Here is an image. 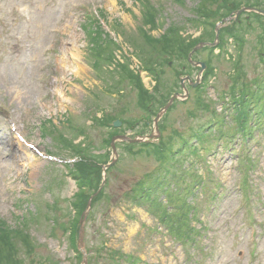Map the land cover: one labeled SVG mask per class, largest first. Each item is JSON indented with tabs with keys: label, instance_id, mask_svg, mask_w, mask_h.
<instances>
[{
	"label": "rangeland",
	"instance_id": "obj_1",
	"mask_svg": "<svg viewBox=\"0 0 264 264\" xmlns=\"http://www.w3.org/2000/svg\"><path fill=\"white\" fill-rule=\"evenodd\" d=\"M201 5L0 0V226L14 239L17 264H74L70 230L78 232L74 221L81 215L74 207L85 202L76 196L86 190L84 181L96 193L102 168L112 162L103 194L84 217L93 264H264V20L241 17L224 27L216 49L192 55L207 66L199 74L185 61L186 44L210 46L215 37L208 23L194 24ZM153 9L160 11L156 20L147 15ZM170 27L186 57L164 66V50L147 44L145 35L161 40ZM150 61L158 82L144 71ZM139 65L138 80H131L128 73ZM180 81L186 95L157 124L160 136L118 142L113 159V136L155 135L154 112L171 95H183ZM243 104L249 115L240 127L235 120ZM160 142L168 145L164 162L150 155ZM76 153L80 184L70 176L72 166L63 165ZM138 185L137 197L130 190ZM146 186L155 192L141 198ZM169 197L174 206L186 204L187 217L167 206ZM183 220L194 228L186 244L176 240Z\"/></svg>",
	"mask_w": 264,
	"mask_h": 264
},
{
	"label": "trees",
	"instance_id": "obj_2",
	"mask_svg": "<svg viewBox=\"0 0 264 264\" xmlns=\"http://www.w3.org/2000/svg\"><path fill=\"white\" fill-rule=\"evenodd\" d=\"M202 2V7H199L198 9L195 10V13H194V18L196 21H194V24H198V23H201V22H204V23H208L209 27L212 29V33H211V38L214 37V32H213V28L215 26L216 23L220 22L221 20H223L224 18L228 17L229 15H231L233 12H235L236 10H238L239 8H250V9H258V10H264V0H201ZM215 7V10H210L209 7ZM154 10V9H153ZM151 10V11H148V14L147 15H150V18H154L156 20V16L158 14V11L156 10ZM144 14H146L147 12H143ZM157 13V14H156ZM146 15V16H147ZM245 18H243V20H246L247 18H255V17H258L256 14H245V16H243ZM147 18V17H146ZM259 20H263L261 17H258ZM147 20H150L147 18ZM240 21V20H239ZM149 23V22H147ZM155 21H152V26L154 25ZM237 23H240V22H237ZM237 23H233L231 25V27H235L237 26L236 24ZM172 27V26H171ZM169 28L166 32H168V34L166 33L161 40L159 39H154L150 36H147L145 35V38H146V43L149 44V45H159L161 50L164 52H162L164 55H163V58H161V63L165 66L167 65L168 62H172V58H175L176 60H185V54H186V51L182 50L181 47H179L178 45H176L175 41L170 38L171 34L174 33L175 29L174 28ZM225 31L227 30H221V33H224ZM220 41H221V38H220ZM197 43H199L198 40H195V41H191L188 42L186 45H187V49L191 48V50L194 48L195 45H197ZM104 45H106V42H103ZM179 49V50H177ZM189 52H187L188 54ZM113 59H109L108 63H111ZM186 63L188 64V61H187V57H186ZM261 61L264 63V59L261 58ZM151 62V61H150ZM145 63V66H144V71L146 72H149L153 77H154V80H157V82L160 80V76H158L156 73H155V69L153 68V64L152 62L151 63ZM126 69H127V66H126ZM128 70V69H127ZM129 71V70H128ZM129 74V77L131 80H134V79H137V76L134 75L133 72H130L128 73ZM138 80V79H137ZM134 89H136V91H138V95L141 97V100L143 99L144 97V92H143V89L140 88V85H137V84H131ZM240 99L241 97L243 99H246L247 98V93L246 92H242L240 91ZM248 103V107L250 108V104L251 102H247ZM165 103L163 102L160 107H162ZM245 107V109L243 110V108ZM251 109V108H250ZM156 112H154L155 114ZM249 115V111L247 110L246 108V105L243 104L242 106V113L240 112L239 113V118H237V120H235L237 122V124H239V126H244L246 124V119L247 116ZM146 126H144L145 128ZM246 127V126H245ZM246 130V129H245ZM245 132V131H244ZM136 134H143V133H136ZM149 147L151 145H148ZM168 145L164 144L163 142H160L159 144H157V148H152L151 151H150V155L157 160V162H164L166 160V155L168 154ZM76 156H74L75 158H78L79 161H77L76 163H74L72 166V169H70L72 171V174L70 175L73 179V181H75L76 183H81V179H79V177H77L76 175V169L78 167L81 166V162H82V159H81V154H78L77 153L75 154ZM81 159V160H80ZM85 164V163H84ZM88 166H93L95 169H97L98 171H95L94 172V175L96 174H99V170L100 168H98L99 166H95V165H88ZM65 168L69 169L68 166H64ZM109 170H107L108 172ZM69 172V171H68ZM91 177H94V176H90L88 177L89 179ZM83 184L85 185V191L84 192H81V194L78 196H76V198L79 197L80 200L85 199V202H79L77 203L76 201V204L75 206L77 208H75L74 206V209L75 211L77 212L78 216L80 214H82V212L85 210V207H86V201L88 199V197L94 193L97 189V187H94L93 188V182L92 181H84ZM93 188V189H92ZM142 188H140V185L138 186H133L130 190V193H135L136 194L138 193V191H140ZM154 189V191H153ZM155 192V188L153 187H150L148 186V189H147V186L142 190V195H141V198H143V195H147L148 197L151 195L153 196V193ZM101 194H103L102 192L92 201V203H96L97 200H98V197L101 196ZM136 196V195H135ZM137 197H138V194H137ZM137 197H135V199H137ZM75 198V197H74ZM178 200V199H177ZM176 201L174 199V197H169L168 200H167V206L171 207V209H175L176 213L175 214H178L179 212L181 213L180 215H184L187 217V213L188 212H185V205L182 203V205H173V202ZM167 207V208H169ZM174 214V215H175ZM74 223L76 224L77 226V221H74ZM183 227L181 228L180 224H178L175 228V230L177 231V233H179L178 235V238L176 239L178 241V243L180 244H186L188 243V241L190 240V238L193 237L192 233H193V230L194 228H189V226L186 224V220H183ZM3 230V231H1ZM77 228L75 230H70L72 231L73 235H75L77 232H76ZM181 230V232L179 231ZM184 230H187V233L184 234L183 231ZM17 233V232H16ZM23 236V235H22ZM15 237H18L20 239H22L21 235L20 234H16ZM24 237V236H23ZM76 237L72 236L71 237V246L73 247V242H74V239ZM24 241H26L25 238H23ZM14 242V239H12V236H10L8 234L7 231H4V228L2 226H0V264H17V260H15V244L13 243ZM74 249V248H73ZM75 250V249H74ZM90 247L87 249V252H88V255H89V251H90ZM24 252H26V255H27V258L30 259L32 258L33 254L32 252L34 251L33 250V245L29 244L28 241L27 243H24ZM17 259V258H16ZM93 259L92 256H89V260H88V264H93ZM79 261H80V256L78 255V258L75 260L74 264H79ZM13 262V263H11Z\"/></svg>",
	"mask_w": 264,
	"mask_h": 264
},
{
	"label": "water",
	"instance_id": "obj_3",
	"mask_svg": "<svg viewBox=\"0 0 264 264\" xmlns=\"http://www.w3.org/2000/svg\"><path fill=\"white\" fill-rule=\"evenodd\" d=\"M243 11H244V10L237 12V13L235 14V17H237V16H238L241 12H243ZM259 13H260L261 15H264L263 12H259ZM231 20H234V18H227V19L223 20L220 24L217 25V27L215 28V33H216V36H215V43L212 44V45H210V46L213 47V46L216 45V42H217V40H218V35H219V29H220L221 27H223V24H226V23L230 22ZM204 46H206V45H205V44H199L197 47H195V48L192 50V52L189 54V57H188V58H190L191 55H192L195 51L201 49V48L204 47ZM196 66H200V67H201V71H200L199 74H201L202 71L205 69V66H204L203 64H196ZM196 85H197V83L194 84L193 87H196ZM178 98H181V97L175 95V96H174V97L168 102V104H167V105H166V106H165V107L159 112V114L157 115L156 119L154 120L155 129H156L157 122L159 121V119L161 118V116L166 112V110L170 107V105L173 103V101L176 100V99H178ZM119 125H120V124H119L118 122H116V123L114 124V127H119ZM156 132H157V130H156ZM148 138H149V139H152L153 136H150V137H148ZM117 141H120V142H130V143H138V142H140V141H129L128 139H126V138H124V137L113 138V139H112V142H111V149H112V155H113V157H114L115 159L117 158V153H116V150H115V148H114V143L117 142ZM113 165H114V163L112 162V164H110L109 166L104 167V168H103V171H105L108 167L113 166ZM103 177H104V175H103ZM104 181H105V177H104ZM103 183H104V182H103ZM102 186H103V185H102ZM90 201H91V200H89V202H88V204H87V211H88L89 208H90ZM86 214H87V212H85V213L83 214V216L85 217ZM83 224H84V221L81 220V221H80L79 236H78V249H79V250L83 253V255L85 256V252H84V250H83ZM82 264H86V260H85V258H83Z\"/></svg>",
	"mask_w": 264,
	"mask_h": 264
},
{
	"label": "bare ground",
	"instance_id": "obj_4",
	"mask_svg": "<svg viewBox=\"0 0 264 264\" xmlns=\"http://www.w3.org/2000/svg\"><path fill=\"white\" fill-rule=\"evenodd\" d=\"M18 145V144H17ZM19 146V145H18Z\"/></svg>",
	"mask_w": 264,
	"mask_h": 264
}]
</instances>
